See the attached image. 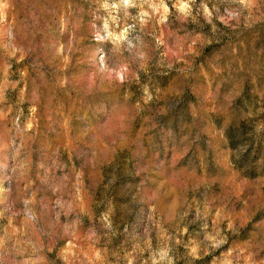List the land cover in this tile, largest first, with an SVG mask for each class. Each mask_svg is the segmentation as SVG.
Wrapping results in <instances>:
<instances>
[{
  "label": "rangeland",
  "instance_id": "obj_1",
  "mask_svg": "<svg viewBox=\"0 0 264 264\" xmlns=\"http://www.w3.org/2000/svg\"><path fill=\"white\" fill-rule=\"evenodd\" d=\"M0 264H264V0H0Z\"/></svg>",
  "mask_w": 264,
  "mask_h": 264
},
{
  "label": "trees",
  "instance_id": "obj_2",
  "mask_svg": "<svg viewBox=\"0 0 264 264\" xmlns=\"http://www.w3.org/2000/svg\"><path fill=\"white\" fill-rule=\"evenodd\" d=\"M226 132H227V135H228V138H229V141H230V144L232 145V146H235L236 145V142H235V138H234V131H233V128H228L227 130H226Z\"/></svg>",
  "mask_w": 264,
  "mask_h": 264
}]
</instances>
